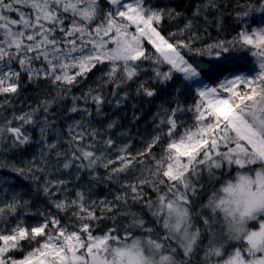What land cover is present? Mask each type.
<instances>
[{"label": "snow or ice", "instance_id": "obj_1", "mask_svg": "<svg viewBox=\"0 0 264 264\" xmlns=\"http://www.w3.org/2000/svg\"><path fill=\"white\" fill-rule=\"evenodd\" d=\"M238 7L236 34L200 47L198 20L217 0L167 36L163 22L182 13L152 0H0V264H264V0ZM237 52L254 68L229 67ZM175 74L198 99L185 106L177 88L138 152L113 139L106 105L121 108L130 82L150 102L149 80ZM29 86L40 102L17 111ZM100 183L117 186L111 199L94 197Z\"/></svg>", "mask_w": 264, "mask_h": 264}, {"label": "trees", "instance_id": "obj_2", "mask_svg": "<svg viewBox=\"0 0 264 264\" xmlns=\"http://www.w3.org/2000/svg\"><path fill=\"white\" fill-rule=\"evenodd\" d=\"M126 2H131V0H126ZM206 0H152V3L158 4L159 6H167L169 8L175 9L177 12L182 13V16L174 21L165 20L162 24L163 32L162 34L167 36L170 32H176L178 29L182 28L186 23L187 19H192V13L195 10L198 4L205 3ZM248 2H254V0H217L219 5V11H209L208 22L205 24L203 17H200L198 20V27L201 33L202 39L198 42V46L204 47L207 44L214 43L219 39H231L238 30V25L235 24L234 18L235 13L239 11V5H243ZM221 18L223 23L222 26L218 29L217 27V18ZM253 24H259L261 22L260 17L257 16L251 20ZM207 28L205 32L204 29ZM146 44V48L153 51L150 45ZM200 59V57H197ZM203 59L208 60L209 57H204ZM228 66L234 69L239 70H249L254 68V58L251 57L249 52L247 53H233L228 62ZM162 70H167V66H164ZM97 75H99L98 70H93V73L89 74V78L85 81L84 84L80 86V88L73 89L75 94H80L81 90L86 87L88 84H94ZM152 75L150 69L143 73L140 76V80H144ZM150 86L155 88L157 91V95L151 99L150 102L146 101L142 97H137L135 95V90L137 87L136 83H129L127 91L130 93V99L125 102V104L121 108H115L111 105H106L105 111L109 114L112 119L118 121V126L116 129L112 131L113 139L117 140V142L126 141L129 143V151L135 153L142 150L146 143L151 140L152 136L155 134L156 129L153 124V116L157 112L159 106L161 104L171 107L176 99V89H181L180 99L185 106H191L197 99V95L195 92V86H192V90L189 91L185 88V84L188 82L182 81V76L180 74H175L174 78L171 82L167 84V86H162L158 83H152L149 80ZM212 86H215L213 81H209ZM110 91V87H109ZM50 98V97H49ZM111 98V97H110ZM41 95L39 94V90L32 88L29 86L24 90L23 96L21 97L22 103L17 104V111L25 109L29 104L35 106L40 102ZM65 105H70L71 101H64ZM136 105L133 107V105ZM53 111H56L54 108ZM134 114L139 116L138 120H134ZM190 115L185 117L186 120L191 122ZM107 122V121H105ZM61 126H63V118L60 120ZM126 131L129 133L128 136L121 137L120 132ZM35 136V131L33 132ZM167 140H161L160 144L152 149L153 152L159 154L160 145L166 144ZM36 151V146L32 145L28 147L20 157L17 159H29ZM5 175H13L11 173H4ZM99 175L103 177L105 175V170L100 169ZM88 177L84 176L82 178V182H87ZM16 186L21 189L25 198H29V193L31 189V183L28 180L21 179L19 177L15 178ZM218 187V185H217ZM117 190V186L113 184H109L105 187L104 183H100L95 191L101 196L104 191L109 192L107 195L110 199L112 198V194ZM34 204L43 205L46 203L44 197L41 194H34ZM153 198L155 194L153 193ZM42 199V201H41ZM44 201V202H43ZM42 202V203H41ZM199 206V205H198ZM50 207V206H49ZM133 210H138V205H133ZM37 217H28L27 223L33 224L37 221ZM199 222V221H197ZM104 226H109L108 221L103 222Z\"/></svg>", "mask_w": 264, "mask_h": 264}, {"label": "rangeland", "instance_id": "obj_3", "mask_svg": "<svg viewBox=\"0 0 264 264\" xmlns=\"http://www.w3.org/2000/svg\"><path fill=\"white\" fill-rule=\"evenodd\" d=\"M251 22V21H250ZM252 23V22H251ZM253 24V23H252ZM258 24H253V26H257ZM250 53V52H249ZM251 54V53H250ZM255 59V58H254ZM233 175H235V173H233ZM219 187V185H218ZM109 194V192L104 191L103 194L100 196L95 190H94V197H104L107 196ZM110 199V198H109Z\"/></svg>", "mask_w": 264, "mask_h": 264}, {"label": "bare ground", "instance_id": "obj_4", "mask_svg": "<svg viewBox=\"0 0 264 264\" xmlns=\"http://www.w3.org/2000/svg\"><path fill=\"white\" fill-rule=\"evenodd\" d=\"M41 201H42V199H41ZM44 202V201H43ZM42 203V202H41Z\"/></svg>", "mask_w": 264, "mask_h": 264}]
</instances>
